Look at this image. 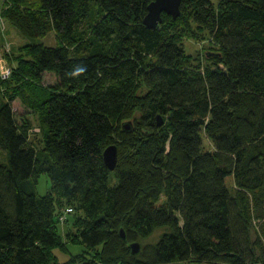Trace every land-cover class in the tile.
Masks as SVG:
<instances>
[{
    "label": "trees",
    "instance_id": "1",
    "mask_svg": "<svg viewBox=\"0 0 264 264\" xmlns=\"http://www.w3.org/2000/svg\"><path fill=\"white\" fill-rule=\"evenodd\" d=\"M12 1L2 16L18 30L56 38L26 45L18 67L35 78L52 70L57 83L39 100L41 148L30 143L29 119L15 118L11 97L0 104L8 159L0 161V264H60L52 248L62 245L56 223L66 207L83 216L82 243L100 246L94 264H264V199L244 192L263 170L250 145L264 149V0H181L176 18L188 9L219 43L205 71L184 64L177 35L162 26L170 15L154 28L142 22L151 0ZM137 107L144 130L127 160L116 144L111 182L103 150L119 122L133 140L122 122ZM157 114L167 118L161 125ZM202 129L212 150L203 149ZM43 172L50 186L38 195ZM229 175L242 186L235 195ZM251 213L263 221L258 234ZM156 227L168 230L141 244ZM131 241L141 244L136 254Z\"/></svg>",
    "mask_w": 264,
    "mask_h": 264
},
{
    "label": "rangeland",
    "instance_id": "2",
    "mask_svg": "<svg viewBox=\"0 0 264 264\" xmlns=\"http://www.w3.org/2000/svg\"><path fill=\"white\" fill-rule=\"evenodd\" d=\"M213 4H217L219 0H211ZM17 6L12 0H0V78H8L0 82V104L7 101L11 97V105L14 111V116L17 120L22 117H27L30 121V143L36 148H41L43 145V130L40 126L38 117V106L40 98L46 94L56 91L57 75L52 70H45L42 72L39 78H35L30 74L20 69L18 66L25 64L22 60L25 58V46L33 44L35 42H41L46 45L56 44V38L54 32H49L42 37H27L18 28H16L8 19L2 16V11L5 9ZM163 27H168V30L173 35H177L178 43L184 50V64L194 70L205 71L212 67L214 62L218 59V56L208 55L209 52L220 51L218 41L211 36L207 30L196 25L190 18L188 9L185 10L175 20L167 16ZM222 65V63H219ZM3 74H6L3 76ZM3 76V77H2ZM142 93L140 85H138ZM134 113L131 117L125 120L132 121V130L135 132L133 140H129L127 136L121 132V122L114 125V130L111 136V142L118 146V156L121 161H125L130 158L135 152V140L140 137L144 127L141 120V111L137 107L133 110ZM167 120L166 117L163 118ZM123 120V121H125ZM202 141L203 149L212 150L213 146L211 140L208 137L204 129H202ZM251 150H255L259 153L263 163V170L261 171L260 183L251 190L243 188L245 197L248 200H252L254 196H261L264 199V149L250 145ZM6 150L0 149V161L7 162ZM115 172H110V181H114ZM226 186L232 195H235L236 191L242 189L233 175H229L225 179ZM50 186V179L45 172L39 174L37 183L35 185V191L38 195H44ZM165 191L161 190L157 205L161 204L165 199ZM64 206L67 203L64 202ZM73 206L74 204H69ZM67 208V207H66ZM65 208V209H66ZM64 209V210H65ZM80 212V211H79ZM74 213L76 217V225L74 224ZM251 213L249 216V225L253 233H259L261 229L262 220L254 217ZM68 219V224L65 223ZM60 221V220H59ZM83 216H77V211L74 208L70 211L65 219L56 223L58 235L60 236L62 245H56L52 248V253L55 259L60 264H94L98 261V249L87 247L82 243L79 231L84 228ZM168 230V227H156L149 235L142 237L139 241L141 244L155 242L159 236ZM254 236V234H253ZM176 264H197L192 261H182ZM209 264V263H202ZM223 264V263H218Z\"/></svg>",
    "mask_w": 264,
    "mask_h": 264
},
{
    "label": "water",
    "instance_id": "3",
    "mask_svg": "<svg viewBox=\"0 0 264 264\" xmlns=\"http://www.w3.org/2000/svg\"><path fill=\"white\" fill-rule=\"evenodd\" d=\"M180 4L181 0H151L146 7V13L142 19V22L150 28L157 26L162 20V13L170 15L172 18H176L180 13ZM157 125L163 123V118L160 114H157ZM122 128L124 130H131L132 121L125 120L122 122ZM103 160L106 167L109 170L115 168L117 162V146L115 143L107 145L103 150ZM119 236L125 240L126 233L123 227H120L118 230ZM131 253L136 254L140 251V242L131 241L128 243Z\"/></svg>",
    "mask_w": 264,
    "mask_h": 264
},
{
    "label": "built area",
    "instance_id": "4",
    "mask_svg": "<svg viewBox=\"0 0 264 264\" xmlns=\"http://www.w3.org/2000/svg\"><path fill=\"white\" fill-rule=\"evenodd\" d=\"M6 74H3V76H5ZM2 76V77H3ZM72 211L71 207H67L60 215H59V220L62 221L63 219H65L66 215Z\"/></svg>",
    "mask_w": 264,
    "mask_h": 264
}]
</instances>
